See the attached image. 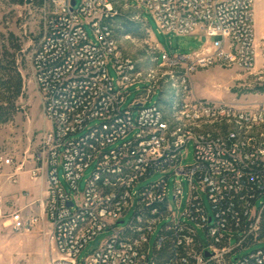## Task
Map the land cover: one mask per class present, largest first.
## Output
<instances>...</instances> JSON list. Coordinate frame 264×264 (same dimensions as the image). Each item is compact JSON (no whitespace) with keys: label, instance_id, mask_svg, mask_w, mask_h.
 <instances>
[{"label":"built area","instance_id":"1","mask_svg":"<svg viewBox=\"0 0 264 264\" xmlns=\"http://www.w3.org/2000/svg\"><path fill=\"white\" fill-rule=\"evenodd\" d=\"M121 1L143 7L161 33L201 31L216 37L190 54L162 50L164 64L184 69L183 93L191 89L190 72L200 67L217 62L243 69L256 65L255 0ZM41 3L43 27L30 63L48 127L30 168L0 156V223L30 232L43 218L57 251L47 264H80L83 249L105 231L111 235L81 264H264V247L233 260L237 252L264 242V134L244 131L264 124V100L239 106L186 97L173 99L168 113L161 103L146 104L147 94L124 108L125 89L142 81L120 49L116 20L122 11L116 0ZM109 64L119 76L118 87ZM147 82L151 93L155 84ZM209 119L235 121L241 127L225 135L191 127ZM190 143L195 160L183 164ZM91 166L81 192L79 183ZM24 172L47 182L46 198L19 207L5 190L18 184ZM157 172L166 176L133 190L139 180ZM183 180L189 186L184 209ZM201 192L207 194L212 214ZM38 201L42 216L27 217L25 208ZM130 210L131 219L120 226Z\"/></svg>","mask_w":264,"mask_h":264},{"label":"rangeland","instance_id":"2","mask_svg":"<svg viewBox=\"0 0 264 264\" xmlns=\"http://www.w3.org/2000/svg\"><path fill=\"white\" fill-rule=\"evenodd\" d=\"M78 5L82 0H77ZM41 0H0V73H20L23 80L22 93L14 96L13 92L5 94L14 103L10 118L0 122V156L14 157L24 169L32 166V156L38 150L43 131L48 127L44 116L41 95L32 75L30 55L38 43L43 27V11ZM122 11L121 18H127L141 24L136 34H126L121 29V18L116 20V34L120 49L125 58H129L136 65L137 72L141 73L137 82L125 89L127 95L123 107H129L135 100L146 98V104L161 103L169 113V103L173 99L201 98L206 100H221L239 106H252L264 100V0H256L257 15L255 18L257 37L256 65L253 69H243L234 63L217 62L208 67H200L190 72V91L182 92L180 73L182 67L166 65L161 61L162 50L170 55L190 54L213 42L216 37H208L198 31L192 35H176L161 33L154 17L143 7H127L124 1L115 3ZM134 5L136 3L134 2ZM87 32L95 40L92 29L87 26ZM110 76L115 85L119 78L117 71L109 64ZM155 84V90L148 92L150 82ZM12 91V90H10ZM1 97V96H0ZM4 98H0V105ZM6 105V104H5ZM176 120V119H175ZM96 121H93V125ZM240 124L226 119H209L193 125L196 131H210L217 135H225L230 130L237 129ZM240 127L238 129H240ZM244 131L251 135L264 134V124L259 127L247 128ZM84 132L78 133L80 136ZM194 145L190 143L184 149L183 164L193 163ZM93 167L86 169L79 183L83 192ZM166 175L163 172L153 173L145 179L139 180L134 191H139L152 182H156ZM32 189L38 181L32 180L27 172L19 179V184ZM174 186L173 178L169 179L170 195ZM184 197L182 208L187 206L189 186L183 180ZM27 191V190H26ZM207 211L212 214L208 196L201 192ZM21 196V194H20ZM22 198L19 202L21 207ZM34 201L35 197L28 198ZM174 203V202H173ZM25 215L39 216L43 214L40 202L29 205L24 210ZM133 215L130 210L124 217V226ZM111 231H105L91 240L79 255V263L93 250L97 249L109 236ZM203 240L205 232L200 230ZM156 237H152L154 243ZM264 247L257 243L245 248L235 255L233 260ZM57 255L56 247L51 235L50 225L39 219L38 224L30 232H16L0 223V264H47L51 257Z\"/></svg>","mask_w":264,"mask_h":264},{"label":"trees","instance_id":"3","mask_svg":"<svg viewBox=\"0 0 264 264\" xmlns=\"http://www.w3.org/2000/svg\"><path fill=\"white\" fill-rule=\"evenodd\" d=\"M140 25L131 19L121 18V29L126 34L138 33ZM22 88L23 80L20 73H0V98H4L3 102L6 104L0 105V122L10 118L12 108H14V103L7 97L5 98V94L13 92L14 96H19L22 93Z\"/></svg>","mask_w":264,"mask_h":264},{"label":"crops","instance_id":"4","mask_svg":"<svg viewBox=\"0 0 264 264\" xmlns=\"http://www.w3.org/2000/svg\"><path fill=\"white\" fill-rule=\"evenodd\" d=\"M255 6H256V0H255ZM255 18H256V15H257V9L255 7ZM256 27V26H255ZM27 190V191H26ZM46 190H47V182L45 180L43 181H38V183H36V185H32V189L29 188V187H26L24 186V184H16V185H13V186H10L8 187L5 192L7 194L8 197H12L14 198L15 200L18 201V203L20 202V200L22 198L23 199V202L21 205V207H24L26 206V204L28 202H30V200L28 198H34L33 200H36V199H42L44 200L46 198ZM26 193H29L28 195ZM21 194V196H20Z\"/></svg>","mask_w":264,"mask_h":264},{"label":"water","instance_id":"5","mask_svg":"<svg viewBox=\"0 0 264 264\" xmlns=\"http://www.w3.org/2000/svg\"><path fill=\"white\" fill-rule=\"evenodd\" d=\"M73 4H75V0H73Z\"/></svg>","mask_w":264,"mask_h":264}]
</instances>
